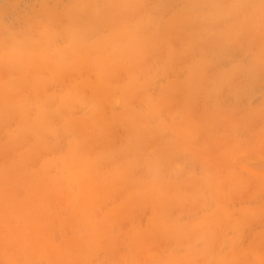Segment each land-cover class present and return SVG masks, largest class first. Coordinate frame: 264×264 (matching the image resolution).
<instances>
[{
	"label": "rangeland",
	"instance_id": "rangeland-1",
	"mask_svg": "<svg viewBox=\"0 0 264 264\" xmlns=\"http://www.w3.org/2000/svg\"><path fill=\"white\" fill-rule=\"evenodd\" d=\"M33 3L0 0V59L22 40L2 24L18 27L23 11L42 16ZM88 3L79 15L70 9L69 29L83 31L76 38L101 57L109 95L95 104L88 84L99 77L84 57L70 73L66 59L57 84L51 60L24 67L27 124L0 121V264H264V0ZM64 30L63 39L28 33L30 49L53 63L55 48L77 41ZM122 31L142 49L113 60ZM100 41L110 44L105 55ZM21 70L10 78H23ZM7 73L0 67V82ZM82 83L83 105L71 116L79 124L65 126L55 99ZM42 100L52 105L39 135L28 124ZM95 113L92 129L80 126ZM85 133L94 139L84 143L86 161L65 164ZM86 167L94 182L87 220L75 210Z\"/></svg>",
	"mask_w": 264,
	"mask_h": 264
},
{
	"label": "bare ground",
	"instance_id": "bare-ground-1",
	"mask_svg": "<svg viewBox=\"0 0 264 264\" xmlns=\"http://www.w3.org/2000/svg\"><path fill=\"white\" fill-rule=\"evenodd\" d=\"M34 1H35V3H33V4L37 5L36 3H38V6L36 7V9L37 8H39V9L36 10L34 8V6H32L30 8L31 11L34 12L35 14H37L38 12H41V13H43L42 16H40V17H31L32 19L30 20L29 14H27L24 11L22 13V11H21L22 14L19 13V15L21 16V19L18 20V18L17 19L15 18V20H14L15 23H16V25H18V27H16L14 25V23H10V21H12V20H10L7 23H3L2 24V29L4 31H6L10 35H17V34L20 35L22 33L21 36H20V38L22 39L21 42L17 46H15L14 48H12L9 52H7L0 59V67L1 68H4L5 71L7 70V72H8L7 74H9V75H7L8 79L2 80L0 82V95L1 94H3V95L4 94L5 95L7 94L6 96L3 97V99L1 98L2 96L0 97V99H1L0 101H2V102H0L1 103L0 104V121L9 119L10 117H14L15 116L16 118H18L19 121L21 120L20 122H18L19 125H25V124H27V122H26V120H27V113H25L26 112L25 107L23 105H21V103H22V101H25L29 97V96H25V94H23L26 91L24 89L25 86H23L25 84L23 83L24 81L21 82L20 80H24L25 79L23 77V73L26 72L28 68H31V67H34V66H37V65H39V67H40L41 66L40 65L41 62H44V61H47V60H49V62H50V60H51V65L52 64L53 65L50 66V67H52V68L51 69L50 68H47V69H50V78H49L50 80L49 81H50V84H51V81H53V82L55 81L54 83L57 84V82L59 83L60 75L62 74V71L64 70L63 69V66L65 67V65H64L65 64V61L67 62L66 59H69L68 61H70L71 63H72V61L74 62L72 66L70 64L68 66L67 63H66V70H69L66 73H70L72 71V68H73L74 65H79L77 63V61L79 59L81 60V62H83V60L81 59V57L87 58V59H85L86 60L85 63L86 64L89 63V65L91 66L90 68H94L97 71V76L99 77V81L97 83H92L91 85L88 84L89 89L91 90V92L93 93V95L95 97V104L97 102H99L103 97H106L107 95H109V91H107L106 88H105V84H106V81L105 80H106L107 76H106V73L101 69V66L104 63L101 60V57L100 56H93V55L91 56V55H89V53H91L92 50L90 52H88V51L90 49H93L94 46L92 47L93 44L92 45H89L91 48L88 49V47L86 46L88 44L86 42H88V41L86 40L84 42V40H85L86 37H84V38L82 37L84 40H82V38L79 39L82 36V32L83 31H80V33H81L80 34L78 30L77 31L76 30L73 31V30L69 29V28L72 27V26L70 27V25H73V23L70 21L71 20V17H72V20L74 21V16L77 15V12L74 13L75 11H73L72 12V15H71L70 14L71 13V10H73V8L75 10L77 7H78L77 9L83 8L84 6L87 7L88 5H89L88 8L91 9V5L88 3L89 0H76V1L75 0H70V1L69 0H65V1H67L66 3H64L65 2L64 0H63L64 2L61 0L62 3L60 2V0H58L60 3L57 0H37L38 2L36 0H34ZM56 1L58 2V4H57ZM195 1H198V0H195ZM75 2H77L78 4L76 3L77 4L76 5ZM71 3H73L74 6H71ZM58 6L61 9H58ZM77 9H76V11H78V15L80 14L79 12H81V11L84 10V9H79V10H77ZM85 10H87V8H85ZM85 10H84V12H86ZM60 16L61 17H63V16L65 17L66 16V18L68 17L67 18L68 20H66V18L63 19L64 21L65 20L68 21V23H66L67 26H65V24H64L66 21L63 22L62 24L60 23L61 20L59 21V19L56 20V21H53L57 17L60 18ZM57 21L60 24L57 23V24H55L56 26L55 25L53 26V24L55 22H57ZM70 22L72 24H70ZM74 22H76V21H74ZM23 23H24V25H22ZM19 25H21L22 27H19ZM58 26H60V27H62L64 29H65V27H68L69 26L67 29H65L66 31L67 30H70V31H73V32H77V34L75 33L76 35L73 36L72 39H74V38L77 39L76 38L77 35H81V36L80 37L78 36L77 41L76 40L75 41L73 40L74 42H71V39L70 40H66V44H67L66 46L55 48L56 51H57L56 53L58 54L59 58H56V61L54 60V62L52 63V61H53L52 57L50 58V56H42L41 55V50H40V47L39 46L36 47V48L30 49V46L29 45H31V43L33 42V40H32V38H30L28 36V33H32L33 32L35 34H38V33L42 32L40 37L43 38V35L47 34V32H50L51 30L57 31L56 30V27H57V29L59 28L58 33L57 32H54V31L53 32L52 31L50 32L51 35H53L54 33H57L56 34V37H55V38H57V36L60 37V35L62 34V32L64 30V29L62 30V28L60 29V27H58ZM78 26L79 25H77V27ZM23 27H24V30H22ZM79 28H80V26H79ZM19 29H21V30H19ZM65 30H64V32H66ZM66 34H68V33H66ZM118 34H119V36L121 34V36L119 37V44L117 45L116 49L112 52L113 60H116L118 57L123 56V54L126 51L127 52H130V53L134 51V53H136V51L138 52L139 50L142 49L137 44V42L135 40H132L131 39V35L129 34V32L122 31V32H118ZM62 35H61L60 38H62ZM72 35H73V33H72ZM84 35L85 34L83 33V36ZM64 36L65 35H63V38H64ZM66 38H67V35H66ZM69 38H70V36H68V39ZM75 44L77 46V50L76 51L73 50L74 47H75ZM98 45H100L99 47H103V50H101V52L105 51V53L103 52V55H105L107 53L106 51H109L110 44L108 42H101L100 41L98 43ZM98 45H96V46L98 47ZM97 47H95L94 49H97L98 50ZM87 53H88L89 56H85V55H87ZM75 61H76V64H75ZM82 64H84V63H82ZM82 64H80L79 66H82ZM27 65H29L30 67L27 66ZM42 65H45V64L43 63ZM47 65L49 66L50 63H48ZM47 65H45V66H47ZM25 66H27L26 67L27 69L24 68ZM87 66H88V64H87ZM67 67H68V69H67ZM20 69H23V70L25 69L24 71L21 70L22 72L19 73V74L22 75L21 77H23V78H21V79L19 77L18 78L14 77V79H12L13 77L10 78L11 73H12V70H14V73H15V71L20 72ZM76 69L74 71L78 74V72H77L78 69L77 70ZM40 72L42 73V71H40ZM40 72H39V74L41 76V73ZM14 73H12V74H14ZM15 79H17V81ZM41 81H43V80H41ZM41 81H38L39 84H40ZM15 82H16V84H18V82H19V84H20V82L23 83V85L20 84V87H22L24 90L22 91V88L18 87L17 85L15 86L14 85ZM36 84H37V82H36ZM42 84H45V83L43 82ZM34 85L35 84H33V86ZM84 85H86V84L82 83V84L76 85L74 87V89L71 90L68 94L67 93H62L61 95H59L55 99V103L57 104V107L53 111V113L56 116H59L60 118H62L60 120L64 122V125H65V121H67L69 127H71V126L72 127H77L78 126L79 123H77L76 120L71 121V116H72V114H73V112L75 110H80L81 109V106L83 105V101L79 100V97H80V89L83 88ZM53 87H52V89H53ZM11 93H13L14 96H16V97H14L13 94L10 95ZM124 93H125L126 97L129 96V97H127V100H128L130 98V95H128V94H130V90L129 91L128 90H125ZM8 94H9V96H8ZM8 97H12V99L9 100L10 98H8ZM22 98H23V100H21ZM123 100L125 101V98ZM124 101H123V103H126L127 102V101H125V102ZM6 102L8 104H6ZM2 103H3V105H2ZM4 104H6V105H4ZM1 105H2V107H1ZM51 105H52V100H48V101L47 100H45V101L42 100L40 104H38V105H36L34 107L35 113L32 116V119L33 120L30 122V125L28 124V126H29L28 128L30 130H33V131L37 132L39 135H41L43 133V131L41 129V127H42L41 125L43 124V122H45L46 117L51 113ZM130 114H132V113L130 112ZM130 114L129 115L127 114L128 116H126L123 119L130 118L129 117ZM89 118H88L89 120L88 119L85 120L86 122L85 121H82V123L80 122V126L86 128V130L87 129L88 130L89 129H92V127H91L92 125L90 123L96 122L97 120L99 121L101 117H100V114L95 113V114H92L91 116H89ZM114 118H116V117L114 116ZM120 119H121V116H120ZM116 120H118V119H116ZM98 121H97V123H98ZM74 122H75V124H74ZM94 124H96V123H94ZM18 131L19 132L23 131L20 126L18 127ZM92 141H94L92 135L91 134H86V135H84L82 137V141L80 143L74 142V143L70 144L69 150L71 152H73V153H72V156H70V158L67 159V161L64 162V163L65 164H69V163H78V162H81L82 163V162H85L86 161L85 160V156L83 155L84 143L85 142H89L90 143ZM92 169L93 168H91V167H86V168L83 169L84 170V173H83L82 178L80 180V182L82 183V185H81V188H82L81 195L82 196L79 197L80 200L78 202H76V204H75V210L78 213H84L82 215V217L85 220L88 219L87 210H89L88 207L90 206V204H88V202L92 200L91 197H92L93 185H94L93 180H91ZM68 181H69L70 184L75 183V180H74L73 177H69L68 178ZM155 189L158 190L157 188H155ZM156 190L154 192H156L157 195H158L159 194L158 192H160V191L158 190V192H157ZM20 209L21 208L16 209V210H18V212H21V211H19ZM33 209H35V208H33ZM34 211L35 210H33L32 212H30L31 215L34 214ZM74 214H76V212ZM160 231H162V230H160ZM0 241H2V240H0ZM43 243H46V242H42V244ZM39 244H41V243H39ZM36 246H38V244ZM41 247H43V245ZM47 247H49V246H47ZM56 249H59V248L49 247V251H53V250H56ZM254 256H255L254 258H256V259L258 257H260L257 253H254ZM5 258H6V256H5ZM259 260L257 259L256 261H259ZM53 262H54L53 264H61L62 263V260H60L59 258L58 259H54L53 258ZM258 263H260V261ZM8 264H10L9 261H8Z\"/></svg>",
	"mask_w": 264,
	"mask_h": 264
}]
</instances>
